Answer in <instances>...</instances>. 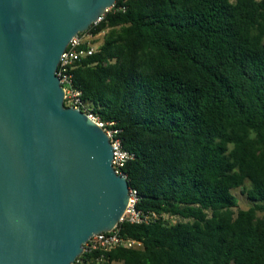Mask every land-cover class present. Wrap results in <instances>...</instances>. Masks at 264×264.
<instances>
[{"label": "trees", "instance_id": "trees-1", "mask_svg": "<svg viewBox=\"0 0 264 264\" xmlns=\"http://www.w3.org/2000/svg\"><path fill=\"white\" fill-rule=\"evenodd\" d=\"M89 32L73 83L147 220L74 264H264V0H118Z\"/></svg>", "mask_w": 264, "mask_h": 264}, {"label": "water", "instance_id": "water-1", "mask_svg": "<svg viewBox=\"0 0 264 264\" xmlns=\"http://www.w3.org/2000/svg\"><path fill=\"white\" fill-rule=\"evenodd\" d=\"M116 0H0V264H74L123 217L108 136L64 107L67 45Z\"/></svg>", "mask_w": 264, "mask_h": 264}, {"label": "built area", "instance_id": "built-area-1", "mask_svg": "<svg viewBox=\"0 0 264 264\" xmlns=\"http://www.w3.org/2000/svg\"><path fill=\"white\" fill-rule=\"evenodd\" d=\"M117 1L118 0H116V2ZM115 4L110 9H108L93 25L101 22L104 15L108 11L112 10ZM96 38L97 36H93L89 30L79 33L73 37L60 57L56 76L63 89L64 107L77 109L83 112L99 128L104 130L109 138L113 150V158L111 162L112 167L116 174L122 175L126 178L122 171L126 163L132 158V155L123 149L122 142L118 137L119 130L115 128V125L112 122H102L83 104L81 100V92L76 89L73 83V72L79 63L83 59L88 58L96 53ZM128 194V204L123 217L119 221V224L123 222L129 224H140L146 222L147 217L136 209V204L138 202L137 192L133 189H129ZM118 225L111 232L92 236L83 246V253H91L93 251L109 252L117 248H140V243L120 236Z\"/></svg>", "mask_w": 264, "mask_h": 264}, {"label": "rangeland", "instance_id": "rangeland-1", "mask_svg": "<svg viewBox=\"0 0 264 264\" xmlns=\"http://www.w3.org/2000/svg\"><path fill=\"white\" fill-rule=\"evenodd\" d=\"M235 0H230V2H234ZM102 36L103 34H99L95 40V42H97V44L99 45V43L101 42V39H102ZM236 200H237V205H238V208L239 209H242V210H246L248 208H250L252 206L251 202H249L246 197L244 195L241 194V191L240 189L238 190H235L233 192ZM174 220V219H173Z\"/></svg>", "mask_w": 264, "mask_h": 264}]
</instances>
